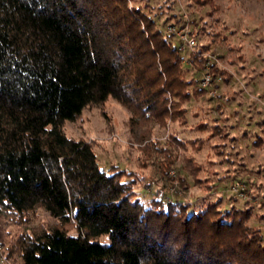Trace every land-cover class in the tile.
I'll list each match as a JSON object with an SVG mask.
<instances>
[{"label": "trees", "instance_id": "16d2710c", "mask_svg": "<svg viewBox=\"0 0 264 264\" xmlns=\"http://www.w3.org/2000/svg\"><path fill=\"white\" fill-rule=\"evenodd\" d=\"M128 1L0 0V209L42 207L59 221L17 239L20 264H264L263 233L247 222L253 205L222 207L217 198L194 208L155 196L145 204L131 171L101 167L89 142L65 133L64 121L111 96L131 111L130 132L143 139L154 121L184 122V101L206 92L189 89L171 37ZM211 70L231 77L214 64ZM196 126L218 138L210 152L228 159L225 142L234 137L225 126ZM143 148L163 153L165 167L174 163L168 145L152 140ZM205 161L192 165L203 168L206 176L195 172V179L208 189L215 160ZM70 218L76 234L64 227Z\"/></svg>", "mask_w": 264, "mask_h": 264}, {"label": "rangeland", "instance_id": "374dc122", "mask_svg": "<svg viewBox=\"0 0 264 264\" xmlns=\"http://www.w3.org/2000/svg\"><path fill=\"white\" fill-rule=\"evenodd\" d=\"M132 2L129 0L128 5ZM135 2L164 33L166 24L187 20L189 27L196 30L198 47L206 46L205 51L216 57L215 62L220 65L217 68H225L231 77L225 81L219 75L215 80L216 95L205 92L184 101V122L169 117L164 122L154 121L149 136L143 139H136L130 132L131 111L111 96L100 104L85 106L74 119L64 121L65 133L89 142L101 167L114 164L131 171L134 191L145 204L154 196L164 199L165 195L172 200L189 201L194 208L217 198L222 207L251 204L253 214L247 222L258 225L264 236V0H212L214 6L191 0ZM171 41L175 45L174 37ZM181 55L185 77L192 82L189 89L200 85L204 58H197L199 63L188 59L189 52ZM204 120L209 124L214 120L222 123L234 137L225 142L228 159L219 161L225 153L210 152V144L218 138H209L207 130L197 128L198 122ZM170 132L182 139L183 145L173 141ZM152 140L171 148L172 166L165 167L163 153L146 154L143 146ZM196 144L200 147L195 148ZM207 157L215 160L209 165L215 174H210L214 184L208 189L204 181L195 179V172L203 179L205 171H195L192 165V160H196L205 167ZM235 179L244 181L236 186L237 192L243 190L244 197L232 191ZM55 224H59L58 219L42 207L21 214L0 209V264H20L14 249L17 239ZM75 226L72 218L64 224L71 234H76ZM100 239L108 241L106 235Z\"/></svg>", "mask_w": 264, "mask_h": 264}, {"label": "built area", "instance_id": "2783aa9c", "mask_svg": "<svg viewBox=\"0 0 264 264\" xmlns=\"http://www.w3.org/2000/svg\"><path fill=\"white\" fill-rule=\"evenodd\" d=\"M165 32L169 37H174L176 39L175 47L181 53L189 52L196 55L197 58H204V61L201 63L203 70L199 84L201 87L206 89L208 95H216L215 80L219 77V73H214L211 70V65L214 64L217 67H220V65L217 63V61L215 62L216 57L198 47L196 30L190 28L189 22L186 20L181 23L173 22L166 24ZM254 98L257 97L254 96ZM261 102L264 106V99L261 100ZM241 183H244L242 179H235L232 185V191L236 192L240 196H242L241 194H243V190L237 192L236 186L240 185ZM244 196L245 195L243 194V197ZM163 200L164 202L173 201L169 195H165Z\"/></svg>", "mask_w": 264, "mask_h": 264}]
</instances>
